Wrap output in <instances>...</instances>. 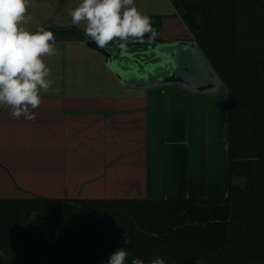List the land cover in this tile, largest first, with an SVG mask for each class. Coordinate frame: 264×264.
Here are the masks:
<instances>
[{
  "label": "crops",
  "instance_id": "0c3cea01",
  "mask_svg": "<svg viewBox=\"0 0 264 264\" xmlns=\"http://www.w3.org/2000/svg\"><path fill=\"white\" fill-rule=\"evenodd\" d=\"M67 0H29L23 26L51 31V88L35 120L0 107V197L209 199L230 184L229 94L180 84L127 88L88 37L67 36ZM162 15L159 42H197L172 0H134ZM68 10V8L66 9ZM45 180L47 182H45Z\"/></svg>",
  "mask_w": 264,
  "mask_h": 264
},
{
  "label": "trees",
  "instance_id": "16d2710c",
  "mask_svg": "<svg viewBox=\"0 0 264 264\" xmlns=\"http://www.w3.org/2000/svg\"><path fill=\"white\" fill-rule=\"evenodd\" d=\"M172 1L228 90L241 182L216 200L0 198V264H107L119 248L125 264H264V0ZM145 15L158 35L133 40H160L162 15Z\"/></svg>",
  "mask_w": 264,
  "mask_h": 264
},
{
  "label": "clouds",
  "instance_id": "9594fccd",
  "mask_svg": "<svg viewBox=\"0 0 264 264\" xmlns=\"http://www.w3.org/2000/svg\"><path fill=\"white\" fill-rule=\"evenodd\" d=\"M28 6L29 0H0V107L9 108L12 119L33 121L31 110L41 105V90L47 92L53 83L44 57L55 56L57 48L51 31L32 32L23 26L32 19ZM69 15L74 25L86 22L84 35L99 48L117 42L123 48L129 40L158 35L151 17L141 13L134 0H82ZM124 242L130 243L127 234ZM127 256L119 248L107 264H125ZM132 264L145 261L134 258ZM149 264H165V260L157 256Z\"/></svg>",
  "mask_w": 264,
  "mask_h": 264
},
{
  "label": "water",
  "instance_id": "95a60500",
  "mask_svg": "<svg viewBox=\"0 0 264 264\" xmlns=\"http://www.w3.org/2000/svg\"><path fill=\"white\" fill-rule=\"evenodd\" d=\"M87 44L103 55L106 65L127 88L180 84L198 92H215L223 84L194 41L129 40L123 48L119 42L105 48L89 39Z\"/></svg>",
  "mask_w": 264,
  "mask_h": 264
},
{
  "label": "rangeland",
  "instance_id": "374dc122",
  "mask_svg": "<svg viewBox=\"0 0 264 264\" xmlns=\"http://www.w3.org/2000/svg\"><path fill=\"white\" fill-rule=\"evenodd\" d=\"M67 2H70V4L67 3L66 6L63 5V7L61 9V12L64 14V12L67 11V15H65V16H67L68 18L61 19V17L59 16L60 14L58 13V15L56 16L57 18L55 19V23L56 24L66 25V26H70L72 28L77 29V30L69 31L70 34H67V36L79 37L80 36V32L79 31H82L84 33V28L86 26V22L82 21L79 25H74L72 23V19H71V16L69 15V12L73 8L78 6L79 3L82 2V0H67ZM67 8H68V10H66ZM45 182H47V181L45 180ZM0 198H19V197H0ZM20 198H28V197H20Z\"/></svg>",
  "mask_w": 264,
  "mask_h": 264
},
{
  "label": "flooded vegetation",
  "instance_id": "af4514ba",
  "mask_svg": "<svg viewBox=\"0 0 264 264\" xmlns=\"http://www.w3.org/2000/svg\"><path fill=\"white\" fill-rule=\"evenodd\" d=\"M196 39V38H195ZM230 184H229V190H230V186H231V184H233L234 183V179L231 177V175H230ZM241 182V180H239V179H237L236 178V183H240ZM229 190H228V193H227V195L224 197V198H227L228 196H229ZM224 198H209V199H213V200H216V199H224Z\"/></svg>",
  "mask_w": 264,
  "mask_h": 264
}]
</instances>
